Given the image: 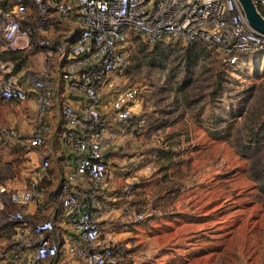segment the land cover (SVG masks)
I'll return each instance as SVG.
<instances>
[{"label":"rangeland","instance_id":"obj_1","mask_svg":"<svg viewBox=\"0 0 264 264\" xmlns=\"http://www.w3.org/2000/svg\"><path fill=\"white\" fill-rule=\"evenodd\" d=\"M189 46L181 40L150 43L134 34L127 69L111 78V92L136 87L140 98L133 117L120 126L117 145L110 139L105 150L112 193L122 199L112 204L104 233L122 248L120 264H264V197L252 189L253 168L264 153L246 159L239 151L249 143L247 129L264 115V52L244 54L227 66L214 48ZM186 99L199 101L202 124L193 120ZM3 107L15 120L19 107ZM227 110L234 116L228 123L232 141L220 133L215 139L207 126ZM2 125L20 139L27 136L17 122ZM8 142L0 140L9 150L0 153V164L13 162L11 180L22 186L31 160ZM171 147L180 153L163 172L167 160L158 154ZM2 173L0 167V179ZM218 174L230 179L217 183ZM138 212L150 223H134ZM4 241L0 237V247Z\"/></svg>","mask_w":264,"mask_h":264},{"label":"built area","instance_id":"obj_2","mask_svg":"<svg viewBox=\"0 0 264 264\" xmlns=\"http://www.w3.org/2000/svg\"><path fill=\"white\" fill-rule=\"evenodd\" d=\"M253 1L264 17V0ZM134 34L150 43L200 42L217 50L227 66L236 65L244 54L264 52V35L249 27L237 0H14L0 9V53H45L44 69L29 87L10 73L0 82V97L8 102L33 97L40 114L49 112L57 102L52 66L55 60L62 62L60 77L74 102L61 100V138L75 155L73 170L54 193L69 226L65 232L52 220L26 225L23 209L39 203L38 179L27 189H0L3 208L7 202L19 207L5 210L0 218V232L15 230L13 248L0 251V260L11 257L23 264L30 250L34 264L121 263L122 248L104 233L102 222L113 210L105 152L106 136L112 132L101 112L102 90L112 75L127 69ZM139 98L136 87L118 90L110 106L112 121L126 124ZM48 133V127L41 128L29 145H42ZM19 139L14 128H0V140ZM133 222L147 225L150 219L138 212Z\"/></svg>","mask_w":264,"mask_h":264},{"label":"crops","instance_id":"obj_3","mask_svg":"<svg viewBox=\"0 0 264 264\" xmlns=\"http://www.w3.org/2000/svg\"><path fill=\"white\" fill-rule=\"evenodd\" d=\"M5 1V0H0ZM74 37V36H73ZM10 52L0 53V80H4L10 73L16 75L23 86L29 87L33 80L39 75L44 69V60L45 53L43 50H34L28 53H24L27 56L26 62L19 65L18 71L16 67L18 64L17 60L10 58L7 54ZM63 63L59 60H55L54 65L52 66V72L55 76V82L57 86V102L56 105L47 113L40 114L39 108L36 104V101L33 97L29 98L25 102H8L3 100L0 97V128L4 127L3 123L10 121L18 123L20 131L23 133L21 139L16 142H8L9 144L14 145V152L18 150L21 153H24L31 160V169L28 171L27 175L29 176L26 183L22 186H19L18 182L14 183L11 180V171L15 169L14 163L7 160L3 161L0 164L2 170V177L0 179V189L6 188L7 190H23L29 187L30 182L38 179L39 185V203L37 201L32 202L27 207H25L24 214L26 217V225L31 228L38 222L42 220H52L56 225L65 232L69 229L66 222L64 221L63 209L59 203L54 199V193L58 190L61 181L64 177L73 170L75 166V155L73 150L67 146L62 138L61 132L64 126V120L61 112V100H69V102H74V96L69 95V91L66 88L65 83L60 77V72L62 69ZM115 76L112 75L111 78ZM2 80V81H3ZM111 83V80H110ZM105 87L102 90V115L105 120L108 122L109 131L112 132V137L109 135L106 136L105 140V150L106 147H110L112 142L108 141L114 139L115 145H117V140L122 135L123 125L115 124L111 117V101L116 92H111L112 88ZM12 105L18 106L19 111L15 120H12L11 112L5 109L3 106ZM3 105V106H2ZM134 109V108H133ZM143 121V120H142ZM117 126V127H116ZM48 127L49 133L43 136V143L40 146H30L28 140L32 137L37 136V133L41 128ZM119 128V129H118ZM118 129V130H117ZM121 131V132H119ZM113 134V135H112ZM31 135L30 137H28ZM28 137V138H27ZM9 151L6 147L0 146V153ZM7 173H6V172ZM111 175L109 176V179ZM230 178L220 181L216 177L214 181L217 183H226ZM252 179V178H251ZM128 183L127 180L125 184ZM111 191L114 192V187H112V182H109ZM253 190L257 191L261 196L264 197V194L256 189V183L253 180ZM112 203H120L122 199L121 194L112 193ZM3 208L0 205V218L4 217L5 210L9 209H18L19 207L13 205L9 202ZM220 213H223L222 211ZM227 213V212H226ZM109 217V214L103 218V226L105 229L106 221ZM0 237H4L5 241L1 244L2 250H10L13 248L15 240V230L12 228L8 232H0ZM0 247V248H1ZM33 251L27 250L25 252V259L23 264H34L33 260ZM8 260H0V264H18V262L11 257Z\"/></svg>","mask_w":264,"mask_h":264},{"label":"trees","instance_id":"obj_4","mask_svg":"<svg viewBox=\"0 0 264 264\" xmlns=\"http://www.w3.org/2000/svg\"><path fill=\"white\" fill-rule=\"evenodd\" d=\"M13 3L9 4L8 0L5 1H0V9H5L9 6H12ZM132 39V38H131ZM158 43V42H157ZM189 49L191 51H193L195 49V45L197 44H201L200 42H192L189 43ZM202 53V51H200ZM199 52V53H200ZM10 58L17 60L18 64L16 67V71H18L19 65H21L22 63L26 62L27 56L23 53V52H10L9 54H7ZM199 101H192V100H185V105L186 108L192 109V118L193 120L198 123V124H202V120L204 119V114H203V110L202 107L199 105L198 103ZM229 110H227V112L225 113V115L221 118L218 117H214L211 118L209 124L207 123V126L209 127V129H211L212 132H209V134L211 136H214V138H218L217 134L220 135L219 138H221L224 134L226 135V139L229 141L233 140V132L234 129L232 127H228V123L229 121H231L229 119V117H234L233 115H231V112H228ZM225 132V133H224ZM246 138L248 139V142L245 146H243V149L239 150L243 153H241V156L246 158V159H251L253 156L258 155V154H263L264 153V115L261 117V119L258 121V123L256 125H252L251 128L247 129L246 131ZM162 154H158V156L161 157V155L166 158V165L162 167L163 172L165 171H169L168 169H170L171 165H172V159L174 157H176L177 155H179L180 152H178L175 148H169V149H162L161 152ZM260 160V157H259ZM255 173V174H254ZM228 174H218L217 178L220 181H224L226 179H228ZM253 178L254 181L256 183V189L259 190L261 193L264 194V159L260 160L259 165L257 167L253 168ZM219 214L220 211H218ZM169 214L165 213L164 216H168ZM152 220V218H151ZM220 223V222H218ZM217 225H227L225 223H221V224H217ZM222 230H219V232H221ZM218 232V231H217ZM223 232V231H222ZM221 238V237H220ZM218 238H212V240H218L220 239Z\"/></svg>","mask_w":264,"mask_h":264},{"label":"water","instance_id":"obj_5","mask_svg":"<svg viewBox=\"0 0 264 264\" xmlns=\"http://www.w3.org/2000/svg\"><path fill=\"white\" fill-rule=\"evenodd\" d=\"M251 29L264 35V17L253 0H237Z\"/></svg>","mask_w":264,"mask_h":264}]
</instances>
